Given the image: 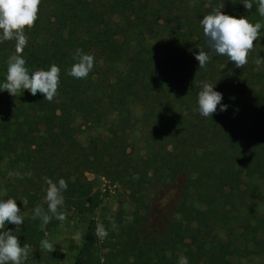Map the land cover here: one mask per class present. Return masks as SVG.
I'll return each mask as SVG.
<instances>
[{
	"label": "trees",
	"instance_id": "obj_1",
	"mask_svg": "<svg viewBox=\"0 0 264 264\" xmlns=\"http://www.w3.org/2000/svg\"><path fill=\"white\" fill-rule=\"evenodd\" d=\"M241 2L41 0L38 19L24 29L28 44L21 55L29 72L60 68L57 94L49 102L28 90L0 91V199L14 198L24 215L20 227L5 225L21 246L41 249L45 239L40 220L32 219L37 205L47 211L44 177L66 181L65 214L85 213L100 204L85 173L121 184L136 171L146 190L163 194L175 187L210 222L189 264H234L252 254L248 244L264 237V184L244 164L264 165V66L255 63L264 58V37L253 41L242 68L214 53L200 69L195 59L210 49L200 25L205 15L221 10L264 25L256 5L247 10ZM77 49L94 57L85 79L67 74ZM13 54L15 40L0 43V83ZM202 82L229 95L222 100L226 111L218 105L208 118L195 111ZM135 135L144 153L140 163L124 155L134 152ZM143 216L106 224L105 264H178L180 238L168 229L146 231ZM59 223L52 219L48 226ZM96 226L88 224L73 264L97 256Z\"/></svg>",
	"mask_w": 264,
	"mask_h": 264
},
{
	"label": "clouds",
	"instance_id": "obj_2",
	"mask_svg": "<svg viewBox=\"0 0 264 264\" xmlns=\"http://www.w3.org/2000/svg\"><path fill=\"white\" fill-rule=\"evenodd\" d=\"M40 3L41 0H0V43L15 40V54L6 61V76L4 82L0 83V91L6 90L15 96L20 91L28 90L32 95L43 94L44 100L51 102L60 83V68L52 64L47 70L36 69L29 72L26 60L21 55L28 44L24 29L31 28L38 19ZM241 3L247 10L253 9L255 4L256 12L264 18V0H242ZM200 25L211 52L226 56L229 61L234 62L236 68H242L248 63V55L254 47L253 41L259 43L260 38L264 37V32H261L264 25L261 23H251L247 17L229 16L221 10L203 16ZM195 59L200 69L210 61V55L199 51ZM74 60L77 62L67 74L75 79L87 78L93 70L94 57L77 49ZM255 63L257 68H261L264 66V58L258 56ZM214 87L208 82L201 83L195 109L201 117H212L217 112L218 105L220 112L227 110V105L222 103L223 94L215 91ZM26 175L31 176V172ZM44 183L47 185L44 196L47 211L37 205L32 211V219L40 220L39 229L46 235L47 226L52 219L60 223L66 219L62 209L65 204L63 193L68 185L63 178L54 182L51 178L44 177ZM6 222L16 228L24 223V215L16 200L11 197L0 199V264H25L30 246L26 243L21 246L18 236L8 228L5 229ZM95 235L103 239L108 232L102 224H98ZM40 248L51 253L55 250L53 243L47 239L41 240ZM178 264H189L187 257H180Z\"/></svg>",
	"mask_w": 264,
	"mask_h": 264
},
{
	"label": "rangeland",
	"instance_id": "obj_3",
	"mask_svg": "<svg viewBox=\"0 0 264 264\" xmlns=\"http://www.w3.org/2000/svg\"><path fill=\"white\" fill-rule=\"evenodd\" d=\"M207 53L211 61L213 56L211 50L208 49ZM214 90L222 93L223 98L229 100L227 93L225 94L216 86ZM86 140L87 135H82L81 141ZM133 142L134 152L127 150L124 155L126 157V154L130 153V159L140 163L144 153L137 142L136 135ZM244 169L253 172L254 181L257 184H264V165L253 167L244 164ZM85 178L93 182V192L98 193L100 204L92 212H67L63 223L48 226L47 234L45 235L44 232V238L53 243L55 250L51 253L42 249H29L25 264H73L82 244L83 234L90 222L102 224L104 228L107 223L119 222L122 226L132 221V214L135 212L139 218L145 213L146 231L168 229L180 238L176 251L178 260L182 256L196 255L197 243L201 241L210 222L201 216L199 206L189 203L186 197L178 195L177 188L173 187L163 194L151 189L146 190L136 171L128 172L126 180L121 184L112 183L95 172L85 173ZM79 202L82 200L77 201V204ZM259 211L264 214V204L259 205ZM108 243L112 244L113 240ZM248 249L252 250V254L247 259L235 261L234 264H264V237L249 243ZM108 252L109 248L105 246L103 239H100L97 256L87 258V264H105L110 258ZM35 253L37 256H34Z\"/></svg>",
	"mask_w": 264,
	"mask_h": 264
}]
</instances>
